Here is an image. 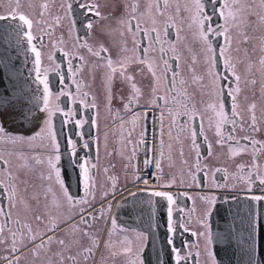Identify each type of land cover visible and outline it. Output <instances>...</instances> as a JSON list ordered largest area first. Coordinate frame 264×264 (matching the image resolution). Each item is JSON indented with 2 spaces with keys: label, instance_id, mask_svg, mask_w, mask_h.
I'll return each mask as SVG.
<instances>
[{
  "label": "flooded vegetation",
  "instance_id": "flooded-vegetation-1",
  "mask_svg": "<svg viewBox=\"0 0 264 264\" xmlns=\"http://www.w3.org/2000/svg\"><path fill=\"white\" fill-rule=\"evenodd\" d=\"M170 1L172 2V0ZM187 1L178 2L181 15L182 13L185 14L183 5ZM124 2V0H118V6L115 7L107 4V0H48L41 2L38 12H34L36 6H33L32 0H0V17L6 16L7 12L12 15H24L31 21V27H28L27 32H31L33 36L31 44L32 46L35 45L41 54L40 65L38 66L39 73L36 70V77L39 75L40 81L45 76L47 77L50 92L47 108L45 109L44 102L41 107L43 123L50 119L51 130L56 134V142L59 145L58 154L60 155V160L56 162V166L60 170V179L63 182L62 187L56 179L54 170L49 168V174L46 173V176L50 177L53 172L56 186L52 184V189L46 192L43 184L34 177L35 182L40 184L39 188L36 189L30 184L33 181H25V177L40 173L27 171L26 168H23V159L10 165L9 163L14 162L13 160L7 162L0 159V208L10 216L9 219L0 215V226L5 225L7 221V226L4 227L0 236H5L4 231L11 225L17 231V221L21 222L19 215L28 210L29 206H32L33 210L36 207L39 208L36 217L39 216L40 220L37 221L35 218L32 224H29L23 219L26 225H36L39 229H48L55 224L62 229L64 224H57L55 221L58 218L64 220L67 218L71 219L67 226L73 224L74 227H78L77 230L86 235L80 240H77V236V241L71 243L64 240L65 238L60 236V232L53 230V233L49 234L50 231H47V234H42L43 239L47 241L48 236H52L53 239L45 246H39L41 243L40 235L36 240L38 243H33L34 245L29 251H15L17 254L29 256L27 264H72L71 257L75 258L76 264H141L142 260L131 256L129 252H125V249L133 246L142 247L147 244L151 246V239L146 233L136 228L123 226L113 212V203L116 198L118 199L123 192H128L130 189L128 185L131 182L138 181L137 177L139 176L135 170L134 156L139 153L140 148L144 147L145 142H148L152 136L151 122H145L148 115L146 111L151 109L147 99L145 105L148 106H145L144 110L136 105L130 112L133 116L140 111L142 118L140 122L134 117L135 127H133L132 134L135 139L127 138L130 151L126 149V145L121 147V150H128L132 158L130 157V161L125 159L117 163L114 160H112L113 162H103L102 170H99L101 176L97 174L99 152L104 149V146L107 147V144L103 143L107 138L99 137V140L96 127L101 114L104 113V118L108 117V111L102 112L101 106L98 105L97 94H92L96 84H100L102 90L106 88L105 83L98 84L97 82L101 80L99 69L103 65L106 68V74H109L111 79L118 76L123 78L125 76L124 71L130 74L129 77L138 79L136 64L144 66L148 60L146 58V63H140L137 58H134L130 61L132 66H123V69L119 63H114L113 68L116 71L112 73L106 67V61L101 57L110 56L115 61V54L118 49H126L129 46L128 48L132 51L134 49L136 52L137 44L140 46L139 55L143 57L142 50L151 43V40L144 35L143 31L136 32L133 28V31L130 32L133 33L135 42L130 43L127 36L130 33L129 18L134 15L136 17L134 24H140L143 29H151V25H147V23L155 17V9L157 12L160 11L156 7V0H147L149 7L143 0L139 4ZM168 2L169 0H167ZM190 2L196 12L194 0H190ZM225 2L235 13V18L230 17L227 22L218 14L221 5ZM82 3L96 5L95 11H99L100 16H96L95 11L86 12L80 7ZM202 3L204 4V12L211 17L210 22L206 21L205 29L209 23L213 28L217 25H225L228 29L226 34L230 37V44L226 45L224 36L209 34L213 50L209 52L205 41L200 38L197 24L185 18L181 19V23L178 22V19H172V22L163 21V24H156L158 32L161 31V28L165 30V36H163L165 39L161 40V46L166 44L167 40H173L176 28L182 31L181 35L183 33L190 38L192 25V31L195 34L193 43L198 47L200 55L206 58V61L195 59L198 60L197 64L205 62L204 67H196L198 82H193L196 85V90L184 77H180L178 71L177 87L170 95L168 78L172 76L173 71L176 72L177 70V59L171 56L167 50L161 52V46L156 47L163 61L167 60L172 70L166 72L164 63L160 67L161 83L167 93L165 94L167 104L158 116V156L162 150L166 151L172 146L180 148L181 141L183 144H187L186 141H189L188 147L193 150H189L191 159L185 169L190 174L189 176L194 175L191 181L188 180L191 184L175 183L171 181L172 171L165 172L162 166L159 169L163 175L168 173L172 183V185L165 187L169 188L167 192L172 194L174 200L171 205L173 210L171 223L174 230H169V219L164 230L166 231L167 244L171 245L173 252L174 249L179 250L181 256L186 257L181 261V264H190V261L191 264H200L198 258L199 238H206V245L213 247L208 240L209 230L206 223L207 217L213 210L216 195L211 194V192H203L205 188L223 192L234 185V188L245 186L244 192L253 193L251 197L264 194V183H261V180L264 179V168L262 167L264 163V64L260 62L264 58V0H202ZM211 3H213V7ZM166 4L164 0H159L160 9L165 8ZM206 4L211 7H207ZM69 5H71V9H69ZM56 6L59 7L55 8ZM167 19H170L168 15ZM89 22L92 24L91 29L87 28ZM144 22H146V28L143 26ZM164 24L165 26H163ZM85 43L87 46H84ZM101 46L108 51L107 53L102 52L101 57H98L94 55V52L98 51ZM225 47L226 51L224 55H221V49ZM89 48L92 51H89ZM110 51L111 53H109ZM121 53L122 51L117 55L116 61L121 60ZM81 57L83 59H80ZM207 62L211 68L208 69L210 73L207 76L206 72L201 80L204 74L202 70L207 67ZM233 70L235 75L240 77L239 81L233 76ZM140 75L145 76L143 72ZM153 77L146 79L151 93H154V87L151 86ZM213 79H215L214 83H212ZM146 80L139 79L143 84ZM202 81L203 83L207 81L206 88H210L209 95L205 91L206 88L201 89L202 84L200 83ZM52 82L56 83L54 89ZM114 87L116 90H123L124 88L123 84H116ZM237 87L240 89L239 92L234 91ZM115 89L114 91H116ZM203 90L206 95L214 98V102H210L209 97L205 98L202 94ZM150 92L149 98L152 97ZM60 93H64V95H60ZM193 93L194 96L191 95ZM233 96L235 97L234 100ZM57 97L59 98L57 99ZM138 97H142L141 90ZM159 97V95L156 96L158 102ZM81 100L84 103H80ZM93 103L96 105L95 108L89 106ZM134 104L132 105L134 106ZM175 104L178 105V110L171 115ZM252 104H255L256 107L250 111L249 107ZM119 105H122L124 112L129 109V107L123 108L126 103L122 104L120 100L114 101L110 113V119L113 123H116ZM210 105H216V107L213 108ZM221 107L226 119H222L218 115ZM193 109H195L194 116ZM234 112L238 115L234 116ZM253 112L256 120L255 128L251 129ZM77 120H81L83 123L77 125ZM143 122L147 124V127ZM218 125L220 127L219 134L217 133ZM0 126L4 129L3 134L9 135L3 137L0 133V141L9 143L13 146V150H25L23 141L26 136L30 135L36 138L35 141H39V143L43 140V136H47L46 138L50 139L49 142L52 146L49 134H40L39 128L35 133L28 135L4 127L1 121ZM136 126H142V134L137 136L135 134ZM193 131L196 133L195 137H193ZM16 137H23L24 139H14ZM245 137L249 139H244ZM70 141L75 144L74 151ZM32 148L34 147L32 146ZM229 150L232 151L233 155L229 154ZM110 152L111 150H108L106 154ZM56 154L54 151L53 154L45 155L41 162L45 161L48 167L49 158H54ZM30 155H34L35 159L39 161L42 154L35 150V153ZM85 161L89 162L87 166L89 168L91 194L86 197V203L70 204L65 196V189L74 200L85 198L83 173L80 168V165ZM111 163L113 164L107 165ZM181 173L183 172H179V176ZM195 176L198 178L203 176L204 179L200 181L204 184L203 186L197 185L195 181L192 184ZM127 179L130 183L127 182ZM209 183L210 186H208ZM201 187L202 189L199 190ZM9 189H14V192L9 191ZM139 190L147 192L145 188ZM155 191H151L150 194L153 195ZM197 198L200 199L199 205H196ZM188 199L190 200L189 206L185 202ZM177 200L181 201V206H179V202L177 205ZM224 202L222 201V203ZM257 203L264 204L262 201H254L252 205H257ZM89 214L91 215L89 216ZM82 215L87 218V223L81 220ZM262 219L264 226V217ZM113 220H115V226H113ZM241 222H244V226H253L256 224V219L247 216L246 213L242 218L230 220V223L237 227ZM200 227H204L206 232H198L197 228ZM23 229L27 230L26 228ZM86 238L87 240H85ZM55 239L63 240L64 245L58 246L59 243ZM19 240L21 242L22 239ZM86 248L92 249L91 254L84 252ZM215 250L217 249L214 248ZM188 251H196V255L190 253L189 256ZM207 252L211 254L210 249ZM85 255H87V259H85ZM215 256L218 258V255L215 254L214 260Z\"/></svg>",
  "mask_w": 264,
  "mask_h": 264
},
{
  "label": "rangeland",
  "instance_id": "rangeland-1",
  "mask_svg": "<svg viewBox=\"0 0 264 264\" xmlns=\"http://www.w3.org/2000/svg\"><path fill=\"white\" fill-rule=\"evenodd\" d=\"M34 2L33 6L35 7V11L34 12H38V9L41 6V2H45L48 0H32ZM105 1V0H103ZM123 1V0H122ZM124 3L129 4L130 2L139 4V2L141 0H124ZM146 1L145 4L148 5L149 4L147 2V0H143ZM150 1V0H148ZM182 0H172V2L169 0V2L166 4V7L163 9H160V5H159V12H157V10H154V18L149 20L150 22L147 23V25H151L150 28L155 27L156 28V24L160 23L163 24L162 22H169L172 19H178V22L181 23V19H187L188 21L190 20L191 22L193 21V17L196 15V12L190 2V0L187 1V3L185 5H183V10L185 11V14L182 13V15L180 14L179 11V5L178 2ZM123 3V5H124ZM107 4L111 5V6H118V0H107ZM159 4V0H156V7ZM174 5V7H173ZM251 6V5H250ZM59 6H56L55 8H57ZM155 8V7H154ZM2 10V9H1ZM167 15L169 16L170 19H167ZM153 21H155V23H153ZM172 22V21H171ZM144 28H146V22L143 23ZM165 26V24L163 25ZM157 29V28H156ZM130 32V31H129ZM182 31L179 29H175V36L173 38V40L169 39V41L167 40L166 44H163L162 46L165 48V50L169 51V54L173 57H175L177 59L176 61V73H180V77H184L185 80L188 83H191L193 85V89L196 90V85L193 84V82H198L197 79V71H196V67L201 66L204 67L205 66V62L201 63L198 62V60L195 59H200L201 61H206V58L200 55V51L198 49V47L193 43L194 41V37L195 34H193L192 31V25H191V31H190V38L187 37L186 35H184L182 33V35L180 34ZM161 40H164L165 38H163V36H165V30L163 28H161V31H159ZM129 37V42L133 43L135 42L134 40V36L133 33H129L127 35ZM151 42V41H150ZM151 43H149V45L147 46L149 48V52H148V56H147V64H145L144 66H140L136 64V71L138 73V79L137 78H131V80L128 79V77L130 76V74H128L127 71L125 72V76L122 78L120 76H118L117 78H113V79H109L110 75L106 74L105 70L106 68L101 65L102 68L99 69L100 71V78L101 80H98V84L99 83H105L104 86L106 88H104L102 90V88L99 85H95L93 90H92V94L98 96V100L99 103L98 105H100L102 112H104V110L108 111V117L104 118V113L101 114L99 121L97 122V127H96V133L99 137H104L107 138L105 140V144H107V147L104 146V149L101 150L99 152V158H98V162H97V166H98V175L101 176V173L99 172V170H102L101 166L103 164V162H113L112 160L115 161V163L119 162V161H124L125 159H128L127 161H130V152L128 153V150L130 151V149L128 148V144H127V138H131L132 140L135 139V136H133V127H135V122H134V117H136L138 119V121H142L141 118V112L139 111L137 115H131L130 112L131 110H133L136 105L141 109L144 110L148 105H145L146 103V99L148 101L149 107L151 106V108L159 110L158 112L162 111V108L167 104V98H166V91L165 88H163V85L161 83L162 80V76H160V67H162V63H163V59L161 58V55L158 52V49L156 48L157 46H161V44H155V45H151ZM134 46V45H133ZM129 47V46H128ZM126 48V49H118V51L116 52L115 56L117 57V55H119V53L122 51L121 55V60H124V65L123 66H130V61H132V59L137 58V51L135 52V50L130 49V48ZM111 53V51L109 52ZM116 57H115V61H116ZM148 63H151L153 65L152 70L150 71L148 68ZM132 66V65H131ZM117 67V66H116ZM162 69V68H161ZM211 69L209 67V63L207 62V67L204 68L202 71L204 72L203 76L201 77V80L203 79L205 73L207 72V76H209ZM133 70V69H132ZM108 72V71H107ZM143 72V74L145 76L140 75ZM153 72L156 73V75L153 77ZM109 73V72H108ZM153 77V84L151 86L154 87L155 92L151 93L149 91V84L147 83V78H151ZM155 78V79H154ZM139 79H143L146 80V82H144V84L142 83V81H139ZM215 79L212 80V83H214ZM108 82V83H106ZM112 84V85H111ZM116 84H123L124 88L123 90H116L114 85ZM132 84H135L136 87L142 91V97H136L135 98V104L134 106L131 105V108L129 107L128 110H126V112H124L122 110V105H119V113L116 119V123H113V121L110 119V113L111 110L113 108V103L114 101L120 100L121 103H126L128 104L129 98L132 97L134 95L133 92V88H132ZM202 84L201 89H205L207 87V81H205ZM210 86V85H209ZM114 89L116 91H114ZM144 89V90H143ZM145 91V92H144ZM206 93L209 95L210 93V88H206ZM205 91L203 90L202 94L205 96V98L208 100H210V102H214V98L210 97L208 95H206ZM149 92L152 94V97L149 98L148 94ZM147 93V94H146ZM144 94V95H143ZM160 96V97H164L163 100H158L156 99V96ZM191 95H195L194 93ZM110 98V99H109ZM116 99V100H115ZM153 100H156V103H153ZM207 101V100H206ZM208 102V101H207ZM117 103V102H116ZM125 107V105H123V108ZM178 110V105H174V108H172V114L173 115L176 111ZM41 113L38 115V117L34 118L31 117V121H35L33 126H30V130L26 131V132H19L22 134H30V133H35L37 131V129L39 128V133L42 135H46L48 134V128L47 125L45 124V122L43 123V113L42 111H40ZM131 116V118H129ZM129 118V119H128ZM150 126V129L153 128V126H155L156 124V118L153 122V119L151 120L152 124ZM142 124V123H141ZM43 129V131H42ZM167 134L168 129H167ZM135 134L136 136L138 134H142V126H136L135 129ZM170 135V134H169ZM168 135V136H169ZM1 136L6 137L9 135H5V134H1ZM47 136H43V140H41V142L39 143L35 141L36 138L31 137L30 136H26L23 143H24V148H26L25 150H13V146H11L9 143L7 142H2L0 141V159H4L7 162H11V160H13L14 162L9 163L10 164H16V162L20 159H23L24 161V165L23 168H26L27 171H32L34 173H40L38 175L35 176H26L25 177V181L31 180L33 182H30V184L32 186H34L36 189L39 188L40 184L35 182V178L37 179V181H39L40 183L43 184L44 186V190L47 192L48 190L52 189V186L55 185V176L52 172V175H50V177L46 176V173H48L49 171V166L47 167L46 162L42 161V157L45 158V155L47 154H53L54 151L52 149V146L49 142L50 139L46 138ZM3 139V138H1ZM100 140V139H99ZM134 142V141H133ZM187 144H183L181 141V146L180 148H174V146H172L170 149L168 150H162L161 154H159L157 161L160 164V168L161 166L164 167L165 172H170L172 171V180L175 183H182L184 185L186 184H191V180L193 179L194 175L189 176L190 174L187 173L185 171L186 167H187V163L188 161L191 159L190 155H189V150H191L188 147L189 141H186ZM126 145V149L128 150H121L122 146ZM32 146L34 148H32ZM101 147V146H100ZM170 147V146H169ZM167 147V148H169ZM33 150V151H30ZM35 150L40 152L42 155L39 157V161H37L34 157V155H30V154H34ZM108 150H111V152L109 154H106L108 152ZM159 151V149H158ZM193 151V150H191ZM132 155V154H131ZM138 155V153H137ZM132 158V157H131ZM111 164H107V165H112ZM123 166V164H122ZM133 167V166H130ZM8 169V167H7ZM46 169V170H45ZM179 172H183L181 173V175L179 176ZM6 175V173H4ZM5 177V176H3ZM35 177V178H34ZM190 179V181H188ZM202 178H198L197 176H195V180L192 181V184L194 183V181L198 184H200V181H202ZM129 181V179H127V182ZM171 181L169 180V175L168 173H165L164 177L160 179V182H158V185L155 186L154 188L151 189V191H155L156 189L159 190L160 186H168V185H172ZM130 183V181H129ZM53 184V185H52ZM137 184V182H131L128 186L131 188L133 185ZM202 186L204 185L203 183H201ZM211 184L209 183L208 186H210ZM208 189V188H205ZM200 190V189H199ZM126 192H123L121 194V196L119 197V200H123L124 196L126 195ZM117 199V198H116ZM98 200V199H96ZM123 203V202H122ZM200 204V199L197 198L196 199V205ZM124 205V203H123ZM37 211H39V208L36 207V209L33 210L32 206L28 207V210H25L24 213H22V215H19L21 217V222H19V224L21 225V228L23 230V234L22 236L20 234H18L17 236V240L15 242V245L13 244V237H12V233L17 232L16 230H14L13 225L9 226V228H7L4 232L6 233L5 236H0V264H9V261H12L13 264H27L29 261V256L28 255H23V254H17L15 251H13V246H15L18 250L21 251H29L30 248L33 247V245L38 241H35L34 244L33 242H30L27 239V236L29 235V233L27 232V230L23 229V225H26V223H24V221L28 222L29 224H32V221L36 218V214ZM208 218L207 217V223H208ZM24 219V221H23ZM65 218V220L63 218H58L55 222L57 224H64V226H62V229L60 228V226L57 225V228L55 229V231L60 232V236L65 238L64 240H67L68 242H75L77 240H80L82 238H85L86 235H83L80 230H77L78 227H74L73 224L67 226V223H69L71 221V219H67ZM64 222V223H63ZM206 223V224H207ZM32 227V234L37 235V237H39L40 235H45L47 234V231H49V229L51 228H43V229H39V227H37L36 225H31ZM70 229H69V228ZM50 233H53V231H50ZM77 234V235H76ZM78 236V237H77ZM84 236V237H83ZM77 237V240H76ZM19 239H22L21 242ZM87 240V238L85 239ZM55 241H58L57 239H55ZM199 242V252H198V258H199V262L200 264H216L214 258L211 256V254H208L207 250L209 248V246L206 245V238L203 239H198ZM58 246H60V244H58ZM37 247V246H35Z\"/></svg>",
  "mask_w": 264,
  "mask_h": 264
},
{
  "label": "bare ground",
  "instance_id": "bare-ground-1",
  "mask_svg": "<svg viewBox=\"0 0 264 264\" xmlns=\"http://www.w3.org/2000/svg\"><path fill=\"white\" fill-rule=\"evenodd\" d=\"M206 6L209 8L213 7V3H211V6L209 4H206ZM10 14L6 12V16L0 17V34L3 37V41L0 42V70H4V75L0 74V87L2 83H5V88L0 89V110L4 109L10 100L16 99L18 96L24 101L32 100V97H34L36 100L29 101V105L35 103V110L36 107L39 110L43 105L45 93L43 84L36 77L35 53L31 51L32 44L28 42L26 36L28 26L19 20V15ZM7 58L10 59L7 60ZM55 85L56 83L52 82L53 89ZM147 113L145 122L149 123L152 119L154 122L156 118V124L153 126L152 136L149 141L145 142V146L140 148L138 155L134 156L135 170L140 179H138L137 184L126 192L127 194L123 200L118 198L114 201L113 212L123 226L136 228L146 233L151 239V246L147 244L142 247H131L129 252L131 256L142 260L143 264H175V253L171 245L167 244L166 231L164 230L168 224L169 205L166 198L150 194L151 189L157 186L160 179L164 177L156 167L159 149L157 137L159 112L151 108L146 111ZM0 120H2L1 123L4 127L17 132L7 126L12 121L3 120L1 113ZM145 122L143 123L147 127ZM229 154L233 155L231 150H229ZM146 161L149 162L146 163ZM262 167L264 168V163ZM145 180L148 181L147 184L144 183ZM199 185L202 186L201 182ZM234 187L235 185L223 192L213 189L203 190V192H211V194L216 195L213 210L211 214L209 213L208 223L206 224L209 230L208 240L210 237V243L213 245V247L209 246L208 249H210L212 257L215 254L218 255L219 259L215 256L216 264H227L229 261L227 255L219 254V249L232 256L231 264L237 263L239 258L245 264H259L253 259L257 257L264 262V226L257 224L244 226V222H241L237 227L231 224L230 220L232 218H242L246 213L247 215H254V218L264 217L263 203H257L258 210L252 209L254 201L264 202V200L253 199L251 197L253 193L244 192L245 186ZM140 188H145L148 193L140 191ZM159 188L160 191L167 192L169 190L165 186H160ZM261 197H264V194H261ZM222 201L225 202L222 203ZM122 202L130 211L131 217L136 216L140 219L142 223L140 225H143V227L138 228L125 223V220L131 221V223H137V221L134 218H130L127 212L122 211ZM178 202L180 204L181 201L177 200V205ZM185 202L187 206L190 205L189 199ZM258 213L262 214L258 217ZM143 223H148L149 226ZM197 231L202 233V231L206 232V229L200 227L197 228ZM214 248L217 250L214 251ZM188 253L189 256L190 253L196 255V251H188Z\"/></svg>",
  "mask_w": 264,
  "mask_h": 264
},
{
  "label": "snow or ice",
  "instance_id": "snow-or-ice-1",
  "mask_svg": "<svg viewBox=\"0 0 264 264\" xmlns=\"http://www.w3.org/2000/svg\"><path fill=\"white\" fill-rule=\"evenodd\" d=\"M165 4L167 3V0H164ZM195 2V6H196V15L193 17V21L194 23L197 24V27L199 29V35H200V38L202 40L205 41L207 47H208V50L209 52H212V46H211V42L209 40V34L211 35H214V36H224V39H225V42H226V45L230 44V37L226 34L228 29L225 25H217L215 28H213L211 26V24L209 23L207 28L205 29V23L206 21H209L211 20V17L207 16L206 13L204 12V4L202 3V0H194ZM81 8H83L86 12L88 13H92L93 11H95L96 9V5L94 4H88V3H82L80 5ZM135 7V6H134ZM157 8L159 10V4L157 5ZM69 9H71V5H69ZM15 11V10H14ZM226 12H227V15H226ZM222 18L225 19V21L227 22V20L231 17V18H235V13H233L231 11V9L229 8V5L227 4V2L223 3L221 5V9L218 13ZM95 15L96 16H100V13L99 11H95ZM136 17L133 15L129 18V31H133V28L135 29L136 32H141L143 31L144 35L146 37H149L150 40H151V45H155V44H160L161 43V37H160V34L159 32L157 31V29L155 27L151 28V29H143L141 28L140 24H134L133 22L135 21ZM19 20L22 21L25 25H27L29 28L31 27V21L29 19H27L24 15H20L19 16ZM58 20V18H57ZM153 23H155V21H153ZM87 28L88 29H91L92 28V24L91 22H89L87 24ZM26 36H27V40L28 42L31 44L32 40H33V36L31 34V32H26ZM150 45V47H151ZM84 46H87V44L85 43ZM136 50H137V59L139 60L140 63H146V58L148 56V52H149V48L146 47V48H143V57H141L139 55V52H140V46L139 44L136 45ZM31 51L33 53H35V64L37 65V73H39V65H40V52L37 51V48L35 45L32 46V49ZM89 51H92L91 48H89ZM107 49L106 48H103L101 46V48L94 52V55L98 56V57H101V53L104 52V53H107ZM160 51L161 52H164L165 49L163 46L160 47ZM226 51V47L225 48H222L221 49V52L220 54L221 55H224ZM102 59H104L106 61V67H108L112 73H115L116 69L113 68V64L114 63H119L121 65V69H123V65H124V60H120V61H113L111 59L110 56H104V57H101ZM80 59H83L82 57ZM262 64H264V58L261 59L260 61ZM164 63V67H165V70L166 72L168 71H172L171 68L169 67L168 65V61L167 60H164L163 61ZM227 63V61H226ZM148 68L149 70L151 71L152 70V67L153 65L151 63H148ZM231 67V66H230ZM121 74H123V71H121ZM153 76L156 75L155 72L152 73ZM178 73L176 72H172V76L169 79V83H170V95L172 94V92H174L175 88L177 87V81H176V77H177ZM233 76H235V79L237 81H239L240 77L239 76H236L235 75V72L233 70ZM37 79H40L39 75L37 76ZM110 79V77H109ZM129 80H131V77H128ZM41 83L44 85V104H45V109L47 108V104H48V96L50 95V92H49V85H48V82H47V77L45 76V78L43 80H41ZM254 83V81H253ZM132 88H133V92H134V95L132 97L129 98V101H128V104L125 105L126 108L130 107L132 104L135 103V98L139 95V92L140 90L136 87L135 84H132ZM239 88L237 87L234 91L235 92H239ZM153 91L155 92V89H153ZM230 95H232V93H229ZM60 95H64V93H60ZM87 95V94H85ZM59 97H57L58 99ZM110 99V98H109ZM160 100H163L164 97H159ZM235 99V97L233 96V100ZM80 103H84L83 100L80 101ZM153 103H156V100H153ZM90 107L92 108H95V104H91L89 105ZM210 107H213L215 108L216 105H210ZM255 104H252L250 105L249 107V110L250 111H253L255 109ZM67 115V113H66ZM195 115V109H193V116ZM218 115L222 118V119H226V116L222 110V107H221V111L218 113ZM234 116L238 115L237 113H233ZM255 114L253 112V115H252V125H250V128L251 129H254L255 128ZM83 121L81 120H77L76 121V124L77 125H80L82 124ZM233 123H235V121H233ZM45 124L48 126V134L49 136L51 137V140H52V147H53V150L57 153L54 158H49V166L50 168H52L55 172V176H56V179L59 183H61V186L63 187V182L61 181L60 179V170L59 168L56 166V162H58L60 160V155L58 154L59 153V145L58 143L56 142V134L51 130V121L50 119L49 120H46L45 121ZM43 131V129H42ZM4 132V129L2 126H0V133H3ZM217 133L219 134L220 133V127L219 125L217 126ZM5 135H7L5 133ZM37 135H39V133H37ZM196 133L195 131H193V137H195ZM231 139V137H229ZM14 139H24L23 137H16ZM244 139H249L248 137H245ZM70 143H72V147H73V151L75 150V144L73 142L70 141ZM219 143V141H218ZM253 143H256L255 141H253ZM87 146V145H85ZM149 161H146V163H148ZM88 161H85L84 163H82L80 165V168L82 170V173H83V184H84V190H85V198H82L81 200H74V198L69 195L67 193V190L65 189V196L67 197L68 201L70 204L72 203H76V204H79V203H86V197L88 195H90V180H89V168H88ZM92 167H95L94 165H92ZM156 167L157 169H160V164L159 162L157 161L156 163ZM9 179L11 180V177H9ZM137 179H140V177H137ZM145 184L148 183L147 180L144 181ZM261 183H264V179L261 180ZM94 187V185H93ZM9 191H12L14 192V189H9ZM153 195L157 196V197H163V198H166L167 200V203L169 205L168 207V217H169V230L170 231H173V227H172V223H171V219H172V207L171 205L174 203V200H173V196L172 194L168 193V192H165V191H155L153 193ZM253 199L255 200H264V197H261V196H256V197H253ZM83 212V210H82ZM0 215H3L5 217H8L10 219V216L8 213L4 212V210L2 208H0ZM91 214H89L90 216ZM36 220L39 221L40 220V217L37 216L36 217ZM81 220L84 222V223H87V218L84 217L83 215L81 216ZM113 223V226H115V220L112 221ZM7 226V221H6V224L3 225V226H0V233L3 232L4 230V227ZM23 228H26L27 229V232L29 233V235L27 236V239L30 241V242H35L37 240V235H34L32 234V228L30 225H24ZM57 228V225L53 224L52 225V228L49 229V231H53ZM187 231V229H185ZM18 234H20L22 236L23 234V230L21 228V225L19 224V222L17 221V232H14L12 233V237H13V244L15 245V242H16V239H17V236ZM40 240H41V243H40V247H43L45 246L46 243L48 242H51L53 237L52 236H48L47 237V241H45L43 239V235H41L40 237ZM209 242H211V238L209 237ZM58 243L63 246L64 245V241L63 240H59ZM169 243H171V241H169ZM18 249L14 246L13 247V251H17ZM131 249H125V252H130ZM84 252L86 254H91L92 252V249L91 248H86L84 249ZM174 252H175V258H176V264H181V261L183 259H185L186 257H182L179 250H176L174 249ZM70 259H72V264H76L75 262V258L74 257H71ZM85 259H87V255H85ZM9 264H13L12 261H9ZM141 264H142V261H141Z\"/></svg>",
  "mask_w": 264,
  "mask_h": 264
},
{
  "label": "water",
  "instance_id": "water-1",
  "mask_svg": "<svg viewBox=\"0 0 264 264\" xmlns=\"http://www.w3.org/2000/svg\"><path fill=\"white\" fill-rule=\"evenodd\" d=\"M1 41H3V37L0 34V42ZM9 59L7 58V60H9ZM0 74L4 75V70H0ZM4 84L5 83H2V86L0 87V89L5 88ZM33 99H35V98L32 97V100ZM32 100L28 99V101H24V100H22V98H20V96H18V97H16V99L10 100L9 103L6 105V107L4 109L0 110L1 118L3 120L6 119V121L7 120L12 121L9 124H7L8 127H10L11 129H13L17 132H26V131L30 130L29 129L30 126H33L34 122H36V120L31 121V117L36 118L41 113L40 109L38 110L37 107L35 110V108H34L35 103L29 105V101L32 102ZM19 110H21V111H19ZM122 211L127 212L130 215V218H134L137 221V223L136 222L131 223V221L125 220V223L127 225H133V226H136L138 228L143 227V225H140L142 223L140 222L139 218H137L136 216L131 217V213L127 209V207H125V205H122ZM143 224H146L149 226L148 223H143ZM229 256L230 257H229V261L227 264H231L230 260L233 259L231 255H229ZM253 260L258 262L259 264H264V262L261 261L260 259H258L257 257H255V259H253ZM235 264H245V263L243 262V260L241 258H239L237 263H235Z\"/></svg>",
  "mask_w": 264,
  "mask_h": 264
}]
</instances>
